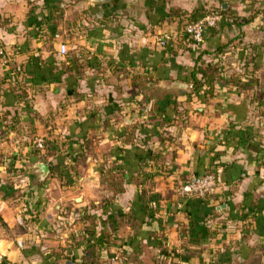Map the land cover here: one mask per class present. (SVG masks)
I'll return each instance as SVG.
<instances>
[{
  "label": "crops",
  "instance_id": "crops-1",
  "mask_svg": "<svg viewBox=\"0 0 264 264\" xmlns=\"http://www.w3.org/2000/svg\"><path fill=\"white\" fill-rule=\"evenodd\" d=\"M212 10L205 42L185 41ZM208 174L213 195L182 196ZM0 219V264H264V0H0Z\"/></svg>",
  "mask_w": 264,
  "mask_h": 264
},
{
  "label": "trees",
  "instance_id": "trees-1",
  "mask_svg": "<svg viewBox=\"0 0 264 264\" xmlns=\"http://www.w3.org/2000/svg\"><path fill=\"white\" fill-rule=\"evenodd\" d=\"M55 12L57 13V17H62V10L60 8H56ZM211 12H217V13H220V14L224 15V13L221 10H219V11H211ZM175 14H177V13L173 12L174 16H175ZM44 24L51 25L49 20H45ZM183 35H184L185 41H187L189 43L188 37L185 34H183ZM208 71H209V68L204 70L202 67H196V69L192 73V88H193L194 92H198V89L202 88L203 85H204L203 82L198 78V75H202L203 79H205L207 77ZM212 92H213V86L210 87L208 93L212 94ZM49 145H50L49 142H46L47 152L50 149ZM34 152L38 153L37 150L34 151ZM159 160H160V157H158L156 154H154V155H152L150 157V161H152L153 163L158 162ZM59 167L56 166V167H54V169H52L53 174H58L59 173V171H60ZM115 171H116L115 168H111V169H109L107 171V174L111 176L113 174V172H115ZM117 171L118 172L116 174H114L115 176H113V178H110V179L106 178L107 185H108V191L113 192L112 199H109L110 203H112L114 198L124 194L125 191H126V188H125V185H124V179L121 176L122 170L119 169ZM201 199H203V198H201ZM108 205L109 204H106V206H104V209L108 208ZM78 221H80L81 223L87 225V227H85V230L83 231V233H84L83 235L84 236H82V237H85L86 235H88L89 238L94 236V234L96 232V229H97V227L99 226V223H100L99 222V218L97 217V215L89 214L88 211H85L81 216H79L78 220H76L74 222V225L77 224ZM126 221L130 224V226L132 228H136V222L134 220L133 215H131L130 213L126 216ZM5 229H6V225L0 219V235H1V232L4 231ZM112 238H113L112 234L109 232V227L107 226V223L105 222L104 226H103V229L101 231V235L99 236V238H96L94 240V242H93L94 245L93 244L92 245H93V247H96V248H99V249L102 250V249H104L106 247L105 245L111 244ZM91 254H92L93 257H95L94 250H91ZM84 264H100V263H98L97 261L96 262L95 261L92 262V260H91L88 263H84Z\"/></svg>",
  "mask_w": 264,
  "mask_h": 264
},
{
  "label": "built area",
  "instance_id": "built-area-1",
  "mask_svg": "<svg viewBox=\"0 0 264 264\" xmlns=\"http://www.w3.org/2000/svg\"><path fill=\"white\" fill-rule=\"evenodd\" d=\"M223 15L217 12H210L204 18L196 22H190L183 28V34L188 37V41L195 45H202L205 42L206 31L209 29H215L222 22ZM171 33L163 34L157 41V45L161 49L167 48L168 44L172 40ZM59 53L62 56L67 55L68 47L65 44H61L59 47ZM35 148L37 150L44 149V141L37 139L35 142ZM218 187V180L213 174H208L199 177H191L187 179L181 187V194L184 198H206L213 195ZM2 257H0V261Z\"/></svg>",
  "mask_w": 264,
  "mask_h": 264
},
{
  "label": "water",
  "instance_id": "water-1",
  "mask_svg": "<svg viewBox=\"0 0 264 264\" xmlns=\"http://www.w3.org/2000/svg\"><path fill=\"white\" fill-rule=\"evenodd\" d=\"M162 89L159 90V92H167L168 94H178L179 91L185 90L188 92H191V88L188 84L183 83V82H171L169 84H162L161 85ZM40 172L43 175V181L49 176L50 174V167L46 162H42L39 166ZM81 200L79 199L78 202ZM63 264H72L70 261H65Z\"/></svg>",
  "mask_w": 264,
  "mask_h": 264
},
{
  "label": "rangeland",
  "instance_id": "rangeland-1",
  "mask_svg": "<svg viewBox=\"0 0 264 264\" xmlns=\"http://www.w3.org/2000/svg\"><path fill=\"white\" fill-rule=\"evenodd\" d=\"M212 11H219V10H212ZM64 18V12L62 11V17H57V21L61 22Z\"/></svg>",
  "mask_w": 264,
  "mask_h": 264
}]
</instances>
